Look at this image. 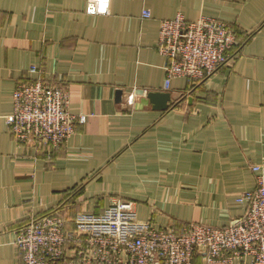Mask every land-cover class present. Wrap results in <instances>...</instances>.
Wrapping results in <instances>:
<instances>
[{
    "label": "crops",
    "instance_id": "crops-1",
    "mask_svg": "<svg viewBox=\"0 0 264 264\" xmlns=\"http://www.w3.org/2000/svg\"><path fill=\"white\" fill-rule=\"evenodd\" d=\"M85 6L0 0V264H23L17 232L31 218L62 208L72 230L79 212L101 214L115 198L157 227L226 226L257 187L252 167L264 173V0H111L102 15ZM178 14L226 21L242 45L216 74L194 85L176 77L167 90L160 21ZM26 78L64 85L70 111L86 116L54 151L21 146L10 132L13 91ZM151 90L170 91L174 103L153 109ZM72 257L67 247L59 264Z\"/></svg>",
    "mask_w": 264,
    "mask_h": 264
},
{
    "label": "built area",
    "instance_id": "built-area-1",
    "mask_svg": "<svg viewBox=\"0 0 264 264\" xmlns=\"http://www.w3.org/2000/svg\"><path fill=\"white\" fill-rule=\"evenodd\" d=\"M111 0H86L87 14H107ZM144 16L150 17L146 9ZM234 25L213 17L187 20L183 14L160 21L158 50L167 59L166 89L183 77L191 85L230 65L241 48ZM30 72L38 73L37 66ZM130 101V100H129ZM132 101V100H131ZM85 115L70 111V93L44 78L19 81L7 124L24 147L54 151L75 133ZM257 187L238 202L245 213L222 227L187 223L180 230L140 220L129 200L115 198L101 214L79 212L74 229L62 208L31 218L18 229L16 244L23 264H59L72 249L73 264H264V173L254 165Z\"/></svg>",
    "mask_w": 264,
    "mask_h": 264
},
{
    "label": "water",
    "instance_id": "water-1",
    "mask_svg": "<svg viewBox=\"0 0 264 264\" xmlns=\"http://www.w3.org/2000/svg\"><path fill=\"white\" fill-rule=\"evenodd\" d=\"M123 90L118 89L116 96L118 101H121ZM147 98L155 110H168L174 103L173 95L170 91L151 90L147 93Z\"/></svg>",
    "mask_w": 264,
    "mask_h": 264
},
{
    "label": "rangeland",
    "instance_id": "rangeland-1",
    "mask_svg": "<svg viewBox=\"0 0 264 264\" xmlns=\"http://www.w3.org/2000/svg\"><path fill=\"white\" fill-rule=\"evenodd\" d=\"M130 97H132V96H130ZM133 98H129V100H132Z\"/></svg>",
    "mask_w": 264,
    "mask_h": 264
}]
</instances>
